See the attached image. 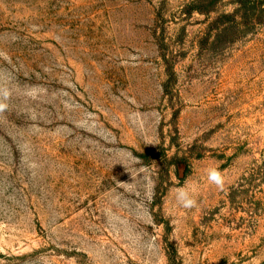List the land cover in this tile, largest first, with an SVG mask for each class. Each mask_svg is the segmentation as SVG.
Masks as SVG:
<instances>
[{"label": "rangeland", "instance_id": "1", "mask_svg": "<svg viewBox=\"0 0 264 264\" xmlns=\"http://www.w3.org/2000/svg\"><path fill=\"white\" fill-rule=\"evenodd\" d=\"M196 1L0 0V264H264V20Z\"/></svg>", "mask_w": 264, "mask_h": 264}, {"label": "clouds", "instance_id": "2", "mask_svg": "<svg viewBox=\"0 0 264 264\" xmlns=\"http://www.w3.org/2000/svg\"><path fill=\"white\" fill-rule=\"evenodd\" d=\"M9 95V90L6 87L0 86V113L4 112L8 108L6 101ZM207 179L211 184L215 185L218 190H224L225 177L219 168L213 167L208 169ZM196 191L197 189L195 185H192L191 188L184 186L175 189L176 201L178 205L184 209L195 208L197 206V200L195 199Z\"/></svg>", "mask_w": 264, "mask_h": 264}, {"label": "trees", "instance_id": "3", "mask_svg": "<svg viewBox=\"0 0 264 264\" xmlns=\"http://www.w3.org/2000/svg\"><path fill=\"white\" fill-rule=\"evenodd\" d=\"M211 5H214V3L216 4L218 1L221 0H209ZM236 5H237V12H243V14L245 16L248 17H252L253 21H260L259 23H261V21L264 20V0H234ZM194 5H196V10L204 13L205 9L204 7H210V4H208L207 6H205V3L203 4V0H199L196 1V3H194ZM207 12H211L212 10H210V8H207ZM251 18V19H252Z\"/></svg>", "mask_w": 264, "mask_h": 264}]
</instances>
